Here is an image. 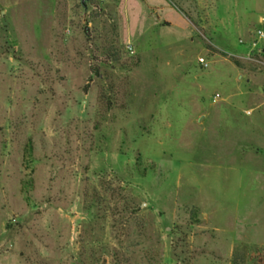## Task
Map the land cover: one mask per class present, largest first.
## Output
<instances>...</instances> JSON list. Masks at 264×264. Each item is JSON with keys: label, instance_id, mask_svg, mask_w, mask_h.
<instances>
[{"label": "rangeland", "instance_id": "1", "mask_svg": "<svg viewBox=\"0 0 264 264\" xmlns=\"http://www.w3.org/2000/svg\"><path fill=\"white\" fill-rule=\"evenodd\" d=\"M260 31L264 0H0V264H264Z\"/></svg>", "mask_w": 264, "mask_h": 264}, {"label": "built area", "instance_id": "2", "mask_svg": "<svg viewBox=\"0 0 264 264\" xmlns=\"http://www.w3.org/2000/svg\"><path fill=\"white\" fill-rule=\"evenodd\" d=\"M259 37L264 40V32L260 31L258 33ZM130 49V48H129ZM201 64H205V61L203 59H200L199 61Z\"/></svg>", "mask_w": 264, "mask_h": 264}, {"label": "crops", "instance_id": "3", "mask_svg": "<svg viewBox=\"0 0 264 264\" xmlns=\"http://www.w3.org/2000/svg\"><path fill=\"white\" fill-rule=\"evenodd\" d=\"M158 9L159 10L156 11V14H158V12H163L164 10H166V8L164 6H161V5H159V8ZM167 23H169V22H167ZM169 25H171V24L169 23Z\"/></svg>", "mask_w": 264, "mask_h": 264}, {"label": "water", "instance_id": "4", "mask_svg": "<svg viewBox=\"0 0 264 264\" xmlns=\"http://www.w3.org/2000/svg\"><path fill=\"white\" fill-rule=\"evenodd\" d=\"M83 1V4H85V0H82Z\"/></svg>", "mask_w": 264, "mask_h": 264}]
</instances>
